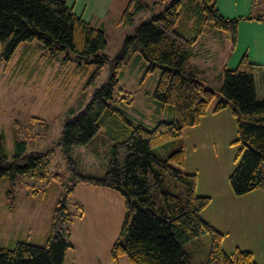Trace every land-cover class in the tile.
<instances>
[{
  "label": "trees",
  "instance_id": "1",
  "mask_svg": "<svg viewBox=\"0 0 264 264\" xmlns=\"http://www.w3.org/2000/svg\"><path fill=\"white\" fill-rule=\"evenodd\" d=\"M131 3L127 1L118 23L133 22ZM139 6L149 9V16L125 33L118 53L107 58L101 52L106 45L103 30L64 0H0V62L7 64L19 44L36 41L49 61L92 64L91 81L101 66L107 63L109 68L107 80L94 88L87 104L78 112L70 109L72 115L62 123L57 143L70 164V175L55 200L43 242L17 240L11 248L0 245V264H63L73 246L70 225L83 215L82 203L76 202L75 213L67 207L78 183L106 187L123 197L124 215L109 248L111 260L124 255L129 264H259L249 250L235 247L226 253L221 247L223 233L201 217L210 196L197 194L196 174L183 170L185 153L180 141L208 110L229 106L236 118L232 142L239 144L228 175L231 190L239 195L264 187V99L256 97L254 85L258 65L242 54L234 68L222 67L219 88L207 84L195 68L184 66L199 35L228 41L230 53L241 17L222 16L215 0H156L151 5L143 1ZM195 11L202 12L197 27L191 20ZM242 18L264 20V14ZM133 54L146 61L144 74L159 69L152 98L171 109L169 119L148 127L126 117L113 95L118 73ZM17 124L14 119L11 159L0 136V178L13 179L25 172L45 176L49 150L24 153L23 141L16 136ZM102 129L114 134L105 171L81 174L68 153L77 147L95 149L94 138ZM173 139L177 145L165 157L153 152V146ZM51 176L60 179L59 173ZM203 233L209 236V246L204 260L194 263L198 248L190 242Z\"/></svg>",
  "mask_w": 264,
  "mask_h": 264
},
{
  "label": "rangeland",
  "instance_id": "2",
  "mask_svg": "<svg viewBox=\"0 0 264 264\" xmlns=\"http://www.w3.org/2000/svg\"><path fill=\"white\" fill-rule=\"evenodd\" d=\"M143 1L151 5L154 0H132L130 7L133 11L132 23L116 26L110 16L105 20L106 45L101 52L107 58H113L118 53L124 34L131 32L137 23L149 16V9L139 6ZM201 15L200 11L192 13L191 20L195 21L196 27ZM32 43L34 45L36 41ZM23 44L18 45L7 64L0 62V136L4 151L11 159L15 152L12 121L16 119L18 123L16 136L23 141V152L49 150V160L46 175L43 177L25 172L13 179L0 178V245L8 248L13 247L17 240L36 244L43 242L55 200L64 189L70 175V164L57 143L62 123L67 115H72L70 109L73 113L78 112L87 104L94 88L107 80L109 72L106 63L98 69L97 78L91 81L92 64L78 65L72 60L65 64H60L59 61L54 63L56 59L49 62L46 54H42V50L35 49L30 54V49L22 48ZM225 45L224 39L199 35L184 66H202L200 77L215 88H219L222 83L219 66ZM134 54L121 67L113 95L117 98L116 106L126 117L148 127L159 120H166L171 114H168L167 104L161 110L162 106L152 98L159 69L155 68L152 72L144 74L146 61ZM62 55L63 53L59 57ZM254 84L256 97L264 99V76L257 74ZM119 96H125L126 99L122 100ZM130 99L132 101H129ZM223 115L219 122L223 126V132L214 134L216 141L220 143V146L216 147V165L219 168L231 165L239 147V144L232 142L236 135L235 118L225 112ZM189 128L180 138L185 157L188 146L184 144V137ZM102 131L103 129L94 138L95 149L77 147L69 151L68 154L74 160L79 173L101 175L105 171L111 137L114 134ZM176 145L173 139L165 145L153 146V152L165 157ZM211 154L212 147L209 148V156ZM262 171L264 174V162ZM53 173H59L60 179L52 178ZM31 190L34 192L28 193ZM117 195L118 201L110 200L108 196L99 193L85 195V192L79 190L69 195L67 200L69 213L78 211L76 202L85 204L83 215L76 217L70 225L69 239L76 245L75 255L81 253L91 256L95 253L92 250L96 246L99 256L104 257V261L108 259L105 257L109 256L110 245L119 235L124 215L123 197ZM103 203L110 204L106 207L107 210L104 209L106 204ZM215 204L213 202L212 207ZM209 242L206 233L191 240L190 244L198 248V254L194 256L192 262L204 260Z\"/></svg>",
  "mask_w": 264,
  "mask_h": 264
},
{
  "label": "crops",
  "instance_id": "3",
  "mask_svg": "<svg viewBox=\"0 0 264 264\" xmlns=\"http://www.w3.org/2000/svg\"><path fill=\"white\" fill-rule=\"evenodd\" d=\"M64 1L83 19L101 28L105 35V20L110 16L109 18H113L115 22L114 25L119 26L121 24L118 23L119 15L128 0ZM215 6L224 17H241L237 22V40L234 49L228 53V41L223 47L224 54L220 61V70L222 71L223 66L234 68L242 54L246 53L249 60L258 65L254 71V78L257 74L264 76V20L242 18L248 14L253 16L264 14V0H215ZM32 44V42L24 43L22 48L30 49V54L35 49L40 50L37 43ZM56 62L58 61H54ZM185 67L195 68L198 75L203 69L202 66L189 67L186 65ZM206 83L209 84L207 81ZM160 109L163 110L164 106ZM228 109L225 107L217 112L208 110L200 117L197 124L188 129L184 137V144L188 146V151L185 150L183 170L196 174L195 191L197 194L210 196L209 204L200 211V215L223 233L222 249L226 253L231 252L235 247L249 250L257 263L264 264V187L237 195L233 193L228 182V175L235 166V160L228 167L219 168L216 165V147H219L220 143L216 141L214 134L223 132V126L219 122L223 119L224 112L232 114L231 109ZM168 114H171L169 107ZM169 118L170 116L166 119ZM235 137L236 135L232 140ZM210 147H212V154L209 156ZM76 190L85 192V195L99 193L108 196L110 200H119L118 193L106 187L78 183L72 193ZM213 202L216 204L212 207ZM82 204L84 208V202ZM107 206L110 204H106L104 209L107 210ZM75 247L76 245L73 244L66 251L63 264H129L127 258L123 257L124 255L115 260L107 256L105 258L108 259L104 261V257H100L96 251V246L93 247L92 251L95 253L91 256L81 253L75 255Z\"/></svg>",
  "mask_w": 264,
  "mask_h": 264
}]
</instances>
